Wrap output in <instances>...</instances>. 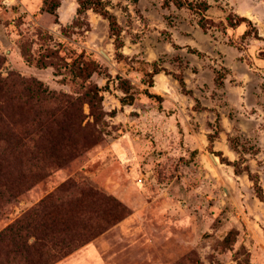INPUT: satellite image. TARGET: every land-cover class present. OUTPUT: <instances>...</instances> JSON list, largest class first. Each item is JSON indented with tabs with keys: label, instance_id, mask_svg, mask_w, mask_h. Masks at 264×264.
I'll use <instances>...</instances> for the list:
<instances>
[{
	"label": "rangeland",
	"instance_id": "374dc122",
	"mask_svg": "<svg viewBox=\"0 0 264 264\" xmlns=\"http://www.w3.org/2000/svg\"><path fill=\"white\" fill-rule=\"evenodd\" d=\"M191 1L209 4L208 30L165 0H104L122 31L118 53L109 21L80 13L78 0H61L55 14L45 0H0V79L43 83L57 95L45 109L76 133L45 163L44 181L19 167L0 232L73 179L112 199L102 209L112 225L94 236L100 223L82 222L95 218L92 202L67 195L57 220L69 233L54 242L78 248L54 264H264V202L248 175L264 190V0ZM82 53L100 67L90 79L104 96L100 123L87 83L67 68ZM44 58L55 67H37ZM29 236L34 244L40 232Z\"/></svg>",
	"mask_w": 264,
	"mask_h": 264
},
{
	"label": "trees",
	"instance_id": "16d2710c",
	"mask_svg": "<svg viewBox=\"0 0 264 264\" xmlns=\"http://www.w3.org/2000/svg\"><path fill=\"white\" fill-rule=\"evenodd\" d=\"M60 1L45 0L46 10L55 14L61 6ZM78 3L80 13L93 10L109 21L110 32L115 40V48L119 53L124 46L122 31L116 16L108 10L104 0H78ZM171 4L196 12L200 16L199 25L204 30L209 29L206 12L210 6L207 2L203 1L196 4L191 0H165L164 7L168 8ZM242 21H247V19H242ZM24 57L28 63H33L34 60L26 52ZM48 66L55 67L52 63L46 64L45 58L37 62L39 68ZM67 68H69L74 81H81L84 85L87 83L84 86L86 89L85 97L92 116L97 123L103 122L107 116L103 106L104 96L101 88L90 82L95 73H100L99 65L93 61L85 60V55L82 53ZM180 84L183 91L188 92L183 79L180 80ZM124 92L127 98H124L122 102L128 104V89L125 88ZM52 97L56 98L57 95L45 90L44 84L39 81L0 79V202L6 201L7 198H11L19 191L20 184L15 178L19 167H27L29 173L27 178L31 182L44 181L45 163H52L49 160L58 157V151L63 149L61 147L64 144L68 145L76 135V133L69 135L68 131L64 130L58 121L57 111L53 106L45 109V100H51ZM66 98L67 96H62V100L59 102L66 101ZM45 142L48 143L47 149H45ZM239 171L237 169V173H240ZM248 175L254 183L257 197L264 202V190L260 186L258 176L249 171ZM25 176L22 178L26 179ZM76 192L82 199H88L92 202L89 210L95 215V218L93 221L91 218L84 219L82 222L92 223V226L100 223L97 228L87 224L94 236L108 229L112 222L107 213L102 212V209L109 205L112 199L85 181L71 179L47 197L36 209L0 232V264H54L77 250V246L71 247L73 241H69L67 237L61 243L54 242V237L58 233L65 235L69 233V222L57 220V214L62 206H66L67 195ZM121 209L124 215L116 222L127 215L123 206ZM83 229L87 230V227L84 226ZM33 230L39 231L40 236L37 237V242L30 244L29 233ZM89 240V238L82 240V245ZM51 245L57 254L50 253ZM60 246L61 249H58Z\"/></svg>",
	"mask_w": 264,
	"mask_h": 264
}]
</instances>
